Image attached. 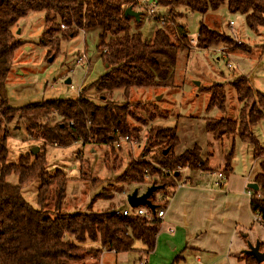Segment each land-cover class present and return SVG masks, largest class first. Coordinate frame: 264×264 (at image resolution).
<instances>
[{"label":"trees","instance_id":"1","mask_svg":"<svg viewBox=\"0 0 264 264\" xmlns=\"http://www.w3.org/2000/svg\"><path fill=\"white\" fill-rule=\"evenodd\" d=\"M223 2L158 0L156 6L161 12L156 15L164 18L165 26L170 25L176 33V42H173L164 29L156 30L148 41L139 32H132L131 22L135 19L124 17V10L129 6L135 8L138 5L136 0H0V116L7 124L16 117L19 124L25 125L28 138L41 142L42 148L47 144L67 147L74 143L106 146L116 157L119 149H114V142L123 137L132 141L138 136V130L129 125V120L140 122L129 101L131 90L175 88L177 55L189 49L192 42L185 26L178 22L183 15L181 9L204 15L208 11H216ZM227 10L244 15L246 25L252 31L264 26V0H227ZM41 11L45 17L40 45L54 47L57 46L58 35L73 37L81 31L98 28L101 30L100 60L108 71L82 89L76 99L12 108L5 97V85L15 52L21 46L13 29L30 12ZM219 45L230 51L244 48L237 45L232 37L200 23L195 47L209 49ZM232 85L243 104L239 120L205 119L206 130L217 142L225 137H238L253 146L255 159L262 158L264 151L251 128L264 116V97L252 90L245 77L235 79ZM223 87L222 84H213L200 90L209 95L207 109L224 110L226 96ZM114 90H123L127 101L119 104L108 99ZM91 92L95 97L98 95L100 103L91 98ZM7 137L4 130L0 137V264H99L103 251L115 254L130 252L134 250L135 241L143 245L141 254L149 255L154 251L161 220L125 217L117 212L120 210L61 213L66 176L61 170L50 175L42 153L27 154L21 156L17 164H8ZM158 144L160 153L152 159L166 173H160V169L141 155L128 162L118 182L124 185L152 184L161 187L160 191L171 197L181 181L192 184L189 177L180 180V174H176L178 170L187 168L191 173L206 170L207 161L201 160L198 146L181 154L174 153L178 144L174 128L150 129L147 147L151 149ZM226 158L224 175L231 173L229 157ZM260 168V173L253 179L258 191L250 190L249 206L253 215L260 217V224H264V161ZM145 173L149 177L158 174L159 183L145 180ZM10 175L17 177V185L7 182ZM34 180L40 183L37 208L29 205L21 194V188ZM94 244L99 247H91ZM88 258L92 260L89 263ZM179 260L181 257H175L172 264ZM240 260L244 264H264L244 254Z\"/></svg>","mask_w":264,"mask_h":264},{"label":"rangeland","instance_id":"2","mask_svg":"<svg viewBox=\"0 0 264 264\" xmlns=\"http://www.w3.org/2000/svg\"><path fill=\"white\" fill-rule=\"evenodd\" d=\"M157 1L152 2L155 4L156 13L161 12L156 6ZM140 6L142 8L139 6L133 8L140 13V21L131 22L132 32H139L148 41L156 30L164 29L171 41L176 42V33L172 27L161 26L156 14L150 16L143 5ZM181 11L183 15L178 22L185 26L192 42L189 49L180 51L177 55L175 88L131 90L129 101L140 122L129 120V125L138 130V136L130 144L124 143L119 150L114 148L116 157L106 146L74 143L67 147L47 144L42 148L41 142L28 138L25 125L22 122L19 124L16 117L7 124L0 116V137L4 130L8 134L6 141L9 153L8 164H17L21 156L32 155L34 149H38L36 154L45 155L47 172L50 175L53 176L57 170H61L66 176L61 213H103L121 211L124 207H129L126 201L127 195L135 189L142 194L149 184L124 185L118 182L128 162L144 155V160L160 169L162 173V169L152 159L160 153V144L151 149L146 145L148 131L152 128L175 129L178 138L175 154H181L198 146L201 150V160L207 161L205 172L223 171L227 162L226 157H229L231 171L236 176L245 179L247 177L248 181H252L255 175L260 173L264 155L255 159L253 146L238 137H225L222 141H214L206 130L205 119L239 120L243 104L239 102L232 83L240 77H245L252 90L264 97V26L256 31L250 30L244 15L227 10V0H224L216 11H208L204 15L184 9ZM44 17L45 13L42 11L30 12L20 19L13 29L15 38L21 46L15 52L5 85V97L12 108L53 100L76 99L82 89L108 71L101 62V53L98 51L100 29L81 31L73 37L58 35L57 46L53 47L50 44L42 46L40 39L44 30ZM200 23L211 30L232 37L237 45L241 44L244 48L234 51L222 45L209 49L196 48L195 41ZM212 50H219L223 54L217 57ZM228 64L231 67H228ZM68 80L69 84L66 83ZM213 84L224 86L226 98L223 111L217 108L207 109L209 95L200 92L202 88ZM89 95L100 103L98 95L95 97L94 92ZM107 98L119 104L127 101L123 90H114L111 97L107 96ZM256 102H258L257 98ZM262 113L264 114V108ZM251 133L264 151V116L257 120L251 128ZM146 147L147 151H145ZM106 159H108L107 163ZM190 173L189 169L183 168L178 170L177 174H180V180H183L186 176H190ZM149 178V182L159 183L158 174ZM7 182L17 185L18 179L15 175H10ZM39 185V181L34 180L21 188L23 199L34 208H37ZM248 191L250 192V189ZM162 195L166 198L164 192L159 190L150 199L157 210H164L167 205L168 201L163 202L160 199ZM168 198L170 199V196ZM251 234L256 243L259 239L262 240L261 237L264 239V224L255 222V217ZM241 240L251 244L249 237H241ZM97 245L91 247L96 248ZM142 248L143 245L135 241L134 250L118 254L114 260L117 264H140L139 258L143 256V259L149 261L147 255L138 251ZM181 257V261L177 264H212L214 261L207 255L183 253ZM222 259L223 257L218 256L217 261ZM101 260L102 264H106V258ZM87 261L89 263L92 260L88 258ZM217 264H237V262L229 263L224 259L222 263Z\"/></svg>","mask_w":264,"mask_h":264},{"label":"crops","instance_id":"3","mask_svg":"<svg viewBox=\"0 0 264 264\" xmlns=\"http://www.w3.org/2000/svg\"><path fill=\"white\" fill-rule=\"evenodd\" d=\"M217 172L190 173L186 177L191 178L192 184L184 180L177 184L164 208L155 249L147 255L149 261L143 256L139 258L140 264H172L174 258L183 253L207 255L214 259L212 264L222 263L224 259L229 263L244 264L240 257L247 250L248 243L241 237H249L252 245L256 243L251 234L254 215L250 210L247 188L253 180L248 181L247 177L241 178L231 171L220 182L218 177L215 178ZM261 238L259 251L264 252V239ZM117 255L103 251L99 264H102L101 258H106V264H117L114 260ZM218 256L223 259L217 261Z\"/></svg>","mask_w":264,"mask_h":264},{"label":"water","instance_id":"4","mask_svg":"<svg viewBox=\"0 0 264 264\" xmlns=\"http://www.w3.org/2000/svg\"><path fill=\"white\" fill-rule=\"evenodd\" d=\"M124 17H130L135 19V21L140 20V13L137 11H134L132 7H127L124 10ZM66 83H70L68 80ZM38 149H34L32 152V155H36ZM167 151L164 152L166 154ZM248 189L257 192L258 191V186L255 183H250L247 186ZM161 187L155 186V185H150L146 188L145 192L142 194L138 193V190L135 189L132 193L128 194L126 197L127 204L129 205L130 208H139V207H144L148 210H150L152 213L155 212L156 206L152 204L151 202V197L154 193L159 191ZM260 244L257 242L254 245L248 244L247 245V250L244 251V255H248L253 257L258 263L264 262V252H260Z\"/></svg>","mask_w":264,"mask_h":264},{"label":"built area","instance_id":"5","mask_svg":"<svg viewBox=\"0 0 264 264\" xmlns=\"http://www.w3.org/2000/svg\"><path fill=\"white\" fill-rule=\"evenodd\" d=\"M139 7H141L140 5H143V7L145 8V10L147 11V13L150 15V16H153L156 14V10H155V4H153V0H136ZM142 8V7H141ZM159 24L161 26H165L166 25V21L164 18L162 17H156ZM230 25H232V23H230ZM62 29H65L63 26H61ZM213 51V54L216 55L217 57L221 56L223 53L219 50H212ZM228 67H231L230 64H228ZM124 143H128L130 144L131 141L128 139V137H123V138H120L118 139V141L114 142L113 144V147L115 149H119L122 147V145ZM163 173H166L164 171H162ZM168 174V173H167ZM177 174V173H176ZM217 177L219 179L220 182H222L224 179H225V175L223 174V172H217ZM170 176H172V174H170ZM144 179L145 180H149V175L147 173H145L144 175ZM150 186V184H149ZM248 193H250L248 191ZM160 199L163 201V202H167L169 200V198L166 196V198L162 195L160 196ZM117 212H120L123 216L125 217H130V216H133V217H146L149 221L150 220H153L154 218L156 219H159V220H162V218L164 217V210L162 209H158L157 210V213H152L150 210L144 208V207H139V208H130L128 207L127 209H123L121 211H117ZM255 217V222L257 223H260L261 222V219L260 217L258 216H254Z\"/></svg>","mask_w":264,"mask_h":264}]
</instances>
